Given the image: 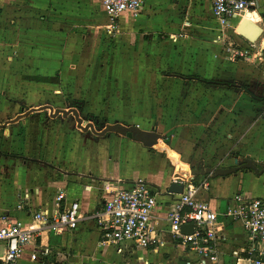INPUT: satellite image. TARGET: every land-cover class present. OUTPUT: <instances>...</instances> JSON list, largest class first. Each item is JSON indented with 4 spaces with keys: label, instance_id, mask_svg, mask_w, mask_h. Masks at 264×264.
I'll return each instance as SVG.
<instances>
[{
    "label": "crops",
    "instance_id": "1",
    "mask_svg": "<svg viewBox=\"0 0 264 264\" xmlns=\"http://www.w3.org/2000/svg\"><path fill=\"white\" fill-rule=\"evenodd\" d=\"M7 1L11 2V4H7L11 5L14 15L17 18L20 17L19 20L23 23L21 28L17 27L19 30L17 34L20 38L18 40L20 41L13 48L14 51L21 54L22 58L25 55V48L24 43H21V37H27L26 30L31 34L34 33L33 30L36 28L32 26L33 21H35L33 17H38L39 19H36L38 22L42 21L44 22L42 23L43 26L47 24L49 27V30L41 31L38 29L35 31V33L37 32L36 38L38 37L37 39H40L42 44L56 46V50L64 52L65 47L58 45L57 38L63 40V43L67 39L68 45L75 38L81 46L85 47L86 40L90 37L91 40L95 41V46H90L91 49L95 48V53L92 54L91 58L96 60L97 63L100 58L102 60V57H106V59L110 57L105 53L108 44L103 41L104 35L98 28L100 25L95 24L93 29L90 28L103 17H100L96 11L107 14L102 0ZM259 2L260 5L252 13V16L237 15L232 18L231 24L228 26H223L215 17L211 0H148L139 15L130 12H124L120 15L116 27H122L123 30L130 29L132 32L138 30V34L133 39H142L145 43V48H143L145 52L148 49L152 51V54L163 52L170 64L168 69L176 68L178 60L185 59V56L188 57L189 63L184 68L169 70L181 72L183 76L172 77L173 74H162L163 76L160 74L155 80L145 81L147 100L153 101L157 93L164 100L172 99V95H176L172 104V111H174L175 116L171 117L170 126L163 125L166 129L171 128L170 131L177 135L176 132L178 131L192 133L196 128H199L197 129L198 132H203V135L207 138V134L212 131L210 130L211 118L215 115L214 112L210 114L211 110L209 109L211 105L214 106L218 102L223 104L225 108L220 111L230 116H237L234 114L233 105L235 104L236 107L242 105L243 100L250 93L240 87L234 96V90L227 86L229 85V81L225 78L227 73L224 71L222 72L224 77H217L215 72L217 66L226 68V62L222 63L214 60L211 55L221 50L223 37H233L244 43L239 45L251 44L239 32V28L246 20L258 24L262 28V34H264V0H259ZM6 9H9V7L7 6ZM106 16L105 21L110 23L109 15ZM56 23H62L65 27L57 30L53 26ZM108 26L110 27V24ZM189 26L191 28H188ZM84 28L87 31L91 29L89 36L85 33L87 31ZM58 47L59 49H57ZM111 49L114 53H117L120 48ZM124 49L125 51L126 49L135 51L133 45ZM138 49L140 48L138 47ZM181 50L185 55L183 58L176 55ZM103 52L105 54L101 55ZM28 53H31V50H28ZM145 58H148L147 54ZM71 59L73 60V58H67V60ZM11 61H13V58ZM240 62L249 66V63L242 60ZM23 63H25V60H23ZM102 63L105 64V62ZM109 67H113V62L110 63ZM187 67L190 70L188 73L183 70ZM96 69L104 70L107 68L102 67L99 63V67L97 66ZM249 73L254 74L256 79H259L258 81L261 80L260 71V75L255 74L252 70ZM262 74L264 79V73ZM219 82H221V85H218ZM248 82L254 83V80L251 79ZM108 83H113L112 96L115 94V97L121 99L124 94L129 92L127 82H121L120 78L108 80ZM160 84L165 90L155 92ZM132 85L134 86V84ZM219 89L224 90H220L218 93ZM195 92L196 95L198 94L200 101L196 99ZM6 93L5 90L0 92L4 96H6ZM137 94V87L132 88V92L127 94V100L129 101ZM17 95L21 96L19 100L23 99L20 92ZM102 97L105 99V94ZM201 98L203 102H201ZM17 99L15 98V100ZM259 99L264 100V96H260ZM235 100L238 105L236 102L233 103ZM134 117L136 118L134 124L140 128L148 125L147 121L141 120L139 115ZM206 118L207 120H205ZM244 118L245 116L241 115L242 121ZM196 121L199 127H195ZM256 126H253L252 129H255ZM230 131L232 129H229ZM247 132L246 129L244 133L247 134ZM245 136L241 134L238 138L236 137V145L234 146H232L230 140L232 136L226 138L224 150H220L227 152L231 147H234L238 151L236 152L237 155L236 157L230 156L229 160L226 159L224 166L217 168V176L209 180L208 190H201L198 194V198L207 200L219 215L218 231L224 239V242H222L224 247L222 249L224 252L222 260L228 262L227 264H235L228 254L234 248L242 246L247 238L240 222H230L223 216L230 205V199L237 192H242L249 197L264 198V163L259 162L258 159H252L249 164L242 163L243 150L246 147L243 141ZM108 145L111 149L108 151L107 157H99L101 162L105 163L104 170L98 169V165L92 167L93 164H96L95 160L94 162L90 160V156L94 152L90 153L86 149L80 159L67 160L64 168L53 171L54 175L45 174L43 171L40 174L41 176L36 174L37 177L35 174L29 173L30 178L26 179L19 165L16 166V172H11L13 174H10L12 176L10 181L13 180L12 186L6 185L5 189L3 188L2 191L0 189V214H7L24 226H31L34 213L46 210L52 214L56 210L63 209L65 206L69 207L72 202L78 201L81 211L87 216L72 231L63 233H54L48 229L39 231L35 240L25 246L20 264H192L196 261L195 253L186 250L182 245H176L167 235L162 236L161 242L154 243L148 249L119 252L113 246L100 244L97 221L90 216L101 209L103 199L106 197L105 188L107 185L118 187L123 182L144 178L160 189L166 190L169 189L173 179L178 177L175 175L174 162L165 158L159 150H150L128 139L120 141L116 139L112 146L111 144ZM174 147L183 153L182 155H187L186 150H184V148H187L185 144L181 147L179 144L175 146L174 143ZM259 159L264 160V152L261 153ZM10 162L8 159L7 162L0 160L2 172H10L7 167ZM232 162H236V165L230 164ZM110 165H113V167H110ZM229 170L234 172L227 174ZM34 171L38 172L37 169ZM219 174L227 175L219 176ZM6 175L10 177L8 173ZM61 192L64 193L65 197L62 201H59L58 196ZM24 197H26V200L22 202ZM168 199L167 196H162L160 198L161 204L156 210L157 227L161 229L167 228L166 217L169 209L166 205H163V202ZM20 203H23L24 207L22 209L18 208ZM33 254H35L34 257Z\"/></svg>",
    "mask_w": 264,
    "mask_h": 264
},
{
    "label": "rangeland",
    "instance_id": "2",
    "mask_svg": "<svg viewBox=\"0 0 264 264\" xmlns=\"http://www.w3.org/2000/svg\"><path fill=\"white\" fill-rule=\"evenodd\" d=\"M7 3L11 4L7 0H0V92L2 90L7 92L6 96L0 94V160L7 162L8 159L11 162L7 166L10 172L4 173L0 169L1 191L6 185L12 186L11 172H16L17 165L22 168L26 179L30 178L29 173L41 176L44 171L45 174L54 175L53 171L64 168L67 160L80 159L86 149L90 153L94 152L90 160L91 162L95 160L96 164L92 167L98 165V169L104 170L105 163H102L99 157H107L111 149L108 144L112 146L116 139L132 140L150 150L161 151L165 158L174 162L175 175L178 177L195 174L196 179L207 177L210 180L217 176V168L224 166V161L229 160L230 156L236 157L238 152L234 147L227 152L223 151L226 138L232 136L230 140L234 146L235 138L241 134L246 135L243 139L246 147L243 150L242 163L249 164L252 159L264 163L263 159H259L264 152V100L259 99L260 96H264L262 74L264 46H261L264 43V34L254 42L255 45H239L244 43L233 37H223L221 50L211 55L214 60L226 62V68L217 66L215 72L217 77H224L222 73L224 71L227 73L225 75L229 81L227 86L234 90V96L240 87L251 95L243 100L244 106L233 105L234 114L237 116H230L220 111L225 108L218 102L209 109L210 114L214 112L215 115L211 118L212 131L207 134V138L203 132H198L199 128L192 133L178 131L175 135L170 131L171 128L166 129L163 125L170 126L171 117L175 116L172 104L176 95H172V99L164 100L157 93L153 101L147 100L145 81L155 80L160 74H173L172 77L183 76L181 72L169 71L179 70L189 63L183 50L178 51L176 55L181 58L185 56V59L178 60L176 68L168 69L170 64L163 52L152 54L150 49L145 52L143 51L145 43L142 39H133L138 34V30L132 32L130 29L123 30L122 27H116L118 22L109 23L105 21L107 17L105 12L101 14L100 11L99 13L96 11L100 17H103L90 28L93 29L95 24L100 25L98 28L104 35L103 41L108 44L106 52L104 51L110 56L108 59L102 57V60L100 58L96 63V60L91 58L95 48L91 49L90 46L94 47L95 41L90 37L86 40L85 47L75 38L70 45L67 39H64L65 43H63V40L57 38L58 45L65 47L64 52L56 50V46L42 44V41L36 38L35 31L49 30V27L47 24L43 26L42 21L38 22L36 20L39 19L38 17H33L35 21L32 26L36 28L33 30L34 33L31 34L26 30L27 37H21V43H24L25 48V55L22 58L13 48L20 41L17 27L21 28L23 23L19 20L20 17L14 15L11 5ZM7 6L9 9H6ZM53 26L57 30L65 27L62 23ZM91 29L85 32L88 36ZM132 45L135 51L131 49L125 51L124 48ZM115 47L120 48L117 53L111 49ZM242 49L245 50L243 57L239 54ZM28 50H31V53H28ZM104 52L101 55H104ZM241 60L249 63V66L244 65ZM112 62L113 67H109ZM99 63L107 69L97 70ZM183 70L190 72L188 67ZM251 70L257 75H260V71V81L254 74L249 73ZM113 78L127 82L129 92L137 87L138 94L129 101L127 100L129 92L124 94L122 100L115 97V94L113 97L111 95L113 83H108V80ZM251 79L254 83L248 82ZM219 83L218 85H221V82ZM157 87L155 92L165 90L161 84ZM220 90L224 89H219L218 93ZM19 92L23 97L21 100H19L21 96L17 95ZM104 94L105 99L102 97ZM195 96L200 101L196 92ZM235 102L236 100L233 103ZM34 108L37 110L32 112ZM137 115L141 120L147 121L146 127L140 128L134 124L136 119L134 116ZM241 115L245 116L243 121ZM80 123L87 130L81 128ZM195 125L199 127L197 121ZM246 126L248 135L244 133ZM253 126L256 128L252 129ZM229 129L232 131L229 132ZM174 143L175 146L179 144L181 147L185 144L187 148L184 150L187 155H182L183 153L174 147ZM230 164L234 166L236 162ZM35 169L38 172L34 171ZM232 172L234 171L229 170L227 174ZM7 173L11 174L10 177L6 175ZM227 174H219V176Z\"/></svg>",
    "mask_w": 264,
    "mask_h": 264
},
{
    "label": "built area",
    "instance_id": "3",
    "mask_svg": "<svg viewBox=\"0 0 264 264\" xmlns=\"http://www.w3.org/2000/svg\"><path fill=\"white\" fill-rule=\"evenodd\" d=\"M147 1L102 0L112 23H117L124 12L139 15ZM211 1L214 15L223 26L231 24L232 18L237 15L254 13L260 5L259 0ZM239 54L243 57L245 50H240ZM194 175L173 179L172 183L183 185L182 193L162 190L144 178L123 182L118 187L107 185L101 209L90 216L97 221L100 244L113 246L119 252L148 249L167 235L176 245L195 253L197 259L192 264H227L222 260L224 239L218 231L219 215L207 200L198 198L201 190H208L209 179H196ZM162 196L169 198L163 202L169 209L165 229L157 227L156 223V210ZM64 197L61 192L58 200L62 201ZM25 200L26 197L22 202ZM23 207V203L18 205L19 209ZM223 216L230 222H240L247 236L242 246L228 254L233 262L264 264V198L237 192L230 199ZM86 217L78 201L52 214L46 210L34 213L31 226H24L7 214H0V264H20L25 246L35 240L39 231H72ZM185 225H192L191 233L183 232Z\"/></svg>",
    "mask_w": 264,
    "mask_h": 264
},
{
    "label": "water",
    "instance_id": "4",
    "mask_svg": "<svg viewBox=\"0 0 264 264\" xmlns=\"http://www.w3.org/2000/svg\"><path fill=\"white\" fill-rule=\"evenodd\" d=\"M239 32H240V35L243 36L246 40H248L251 43H254L260 38V36L262 34V28L258 24L252 22L251 20H246L244 22V24L241 26V28H239ZM50 109L53 111L52 108H50ZM36 110L37 109L34 108V109H32V112L36 111ZM56 112H58V110ZM79 125L81 128L83 127L81 123ZM83 129L87 130V128H84V127H83ZM168 190L171 193H182L183 192V185L178 184V183H172L169 186ZM183 232L184 233H191L192 232V225H185L183 227Z\"/></svg>",
    "mask_w": 264,
    "mask_h": 264
},
{
    "label": "bare ground",
    "instance_id": "5",
    "mask_svg": "<svg viewBox=\"0 0 264 264\" xmlns=\"http://www.w3.org/2000/svg\"><path fill=\"white\" fill-rule=\"evenodd\" d=\"M253 14H249V15H246V16H252ZM253 22V21H252ZM255 23V22H254Z\"/></svg>",
    "mask_w": 264,
    "mask_h": 264
}]
</instances>
